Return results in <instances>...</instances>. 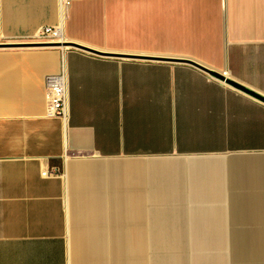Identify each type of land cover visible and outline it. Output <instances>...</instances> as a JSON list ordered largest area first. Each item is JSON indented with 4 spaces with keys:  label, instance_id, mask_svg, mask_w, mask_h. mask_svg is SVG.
<instances>
[{
    "label": "crops",
    "instance_id": "1",
    "mask_svg": "<svg viewBox=\"0 0 264 264\" xmlns=\"http://www.w3.org/2000/svg\"><path fill=\"white\" fill-rule=\"evenodd\" d=\"M58 22L0 0V43ZM64 39L167 60L0 51V264H264V102L170 60L264 97V0H73ZM61 53L65 122L44 115Z\"/></svg>",
    "mask_w": 264,
    "mask_h": 264
},
{
    "label": "built area",
    "instance_id": "2",
    "mask_svg": "<svg viewBox=\"0 0 264 264\" xmlns=\"http://www.w3.org/2000/svg\"><path fill=\"white\" fill-rule=\"evenodd\" d=\"M73 0H57L59 11V22L52 26L41 27L36 33L33 41L30 43H58V46H52L62 49H69L70 46H63L66 42L64 39V22L67 16V11ZM44 97H45V112L47 118H60L62 121H67V96H66V67L61 53L59 71L49 73L44 77ZM43 175H56V171H44Z\"/></svg>",
    "mask_w": 264,
    "mask_h": 264
},
{
    "label": "water",
    "instance_id": "3",
    "mask_svg": "<svg viewBox=\"0 0 264 264\" xmlns=\"http://www.w3.org/2000/svg\"><path fill=\"white\" fill-rule=\"evenodd\" d=\"M59 44L58 43H0V48H4V47H16V46H30V47H52V46H58ZM63 46H70V48H75V49H79V50H82V51H85V52H88V53H91V54H95V55H101V56H108V57H123V58H128V59H153V60H167L166 58H162V57H141V56H137V55H119V54H116V53H107V52H101V51H98V50H95V49H92V48H89V47H85V46H82L78 43H74V42H69V41H66L62 44ZM171 61H175V62H185V63H188L190 65H193L203 71H205L206 73H208L210 76L216 78V79H219L221 81H224L225 83L243 91V92H246L258 99H260L261 101L264 102V97L250 91L249 89L245 88V87H242L241 85H239L238 83L230 80V79H226L225 77H223L221 74L211 70V69H208L207 67L201 65V64H198L194 61H191V60H183V59H170Z\"/></svg>",
    "mask_w": 264,
    "mask_h": 264
},
{
    "label": "rangeland",
    "instance_id": "4",
    "mask_svg": "<svg viewBox=\"0 0 264 264\" xmlns=\"http://www.w3.org/2000/svg\"><path fill=\"white\" fill-rule=\"evenodd\" d=\"M17 48H22V47H30V46H16ZM9 48H14V47H4V48H0V51H2V50H6V49H9ZM47 48V47H46ZM231 227H232V229H234V228H237V227H246V224H243V223H236V222H232L231 223ZM253 227L254 228H260L261 227V223H255V224H253ZM241 244H242V246H244L245 248L247 247L246 246V241H241ZM235 246V241H233L232 240V248Z\"/></svg>",
    "mask_w": 264,
    "mask_h": 264
},
{
    "label": "bare ground",
    "instance_id": "5",
    "mask_svg": "<svg viewBox=\"0 0 264 264\" xmlns=\"http://www.w3.org/2000/svg\"><path fill=\"white\" fill-rule=\"evenodd\" d=\"M48 48H53V47H48Z\"/></svg>",
    "mask_w": 264,
    "mask_h": 264
}]
</instances>
